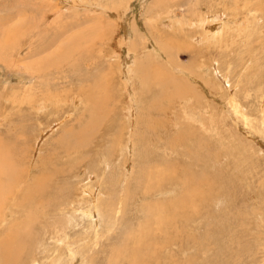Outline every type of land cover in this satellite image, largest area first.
Instances as JSON below:
<instances>
[{
  "label": "rangeland",
  "instance_id": "1",
  "mask_svg": "<svg viewBox=\"0 0 264 264\" xmlns=\"http://www.w3.org/2000/svg\"><path fill=\"white\" fill-rule=\"evenodd\" d=\"M148 56L170 81L141 79ZM0 140L21 185L52 172L23 264H109L144 227L169 243L159 264H264V0H0ZM5 200L0 237L23 214ZM156 203L184 212L166 233Z\"/></svg>",
  "mask_w": 264,
  "mask_h": 264
},
{
  "label": "bare ground",
  "instance_id": "2",
  "mask_svg": "<svg viewBox=\"0 0 264 264\" xmlns=\"http://www.w3.org/2000/svg\"><path fill=\"white\" fill-rule=\"evenodd\" d=\"M66 1V0H65ZM71 3V2H70ZM72 4H73V1H72ZM49 5V4H48ZM50 6V5H49ZM257 7V6H256ZM51 8H53V7H51ZM61 9V8H60ZM54 11V10H53ZM44 20V19H43ZM200 23V22H199ZM212 25H215V24H212ZM200 26V25H199ZM204 26V25H203ZM205 27V26H204ZM211 27V26H210ZM215 28V27H214ZM65 29V28H64ZM201 29V28H200ZM212 29H213V26H212ZM224 29V28H223ZM204 31L206 30V29H203ZM212 32V31H211ZM209 34V33H208ZM213 34V33H212ZM218 34V33H217ZM201 35V34H200ZM205 36V35H204ZM209 36V35H208ZM213 36V35H212ZM219 36V35H218ZM200 36H197V38H199ZM216 38V37H215ZM200 39V38H199ZM201 39H203V37L201 38ZM205 39H209V38H205ZM212 41H214V39H212V38H210ZM204 40V39H203ZM211 40H209V41H211ZM215 40H218L217 38L215 39ZM69 44H71L70 42H69ZM72 45V44H71ZM70 45V46H71ZM65 46V45H64ZM75 46V45H74ZM132 46H133V44H132ZM161 47V46H160ZM74 49H76L77 47H73ZM72 48V49H73ZM42 50H43V48H41ZM59 49V48H58ZM62 49V48H61ZM72 49H71V51H72ZM63 50V49H62ZM67 50V49H66ZM132 50H133V47H132ZM59 51V50H58ZM63 51H65V50H63ZM68 51V50H67ZM70 51V50H69ZM74 51V50H73ZM38 52H39V50H38ZM35 53V52H34ZM69 54V53H68ZM67 54V55H68ZM71 55H72V53H71ZM51 56V55H50ZM50 56H49V58H50ZM65 56V55H64ZM63 57V56H62ZM68 57H69V55H68ZM131 57V56H130ZM58 58V57H57ZM152 59V60H150V59ZM53 59V58H52ZM51 60V59H50ZM125 60H128V58L127 59H125ZM146 61H147V64H141L140 62L136 65V70L138 71V72H136V73H139V75L141 76V79H143V80H145V82L146 81H149V82H153V81H159L160 83H162V84H164V82L165 81H170V78H167V76L163 73V72H161L160 70H159V68H154L153 69V67L152 66H156V67H159L160 66V64H158L157 62H154V58H152V57H150V56H148V58L146 57V59H145ZM150 61H152V62H154V64H151L150 63ZM60 62V61H59ZM58 62V63H59ZM145 62V61H144ZM166 62V65L169 63L168 61H165ZM61 63V62H60ZM122 63V62H121ZM171 64V63H170ZM36 65H38V64H36ZM52 65V64H51ZM50 65V66H51ZM56 65V64H55ZM41 66H42V64H41ZM44 66V65H43ZM42 66V67H43ZM41 67V68H42ZM150 67L152 68V69H150ZM48 68V67H47ZM35 70V69H34ZM135 70V69H134ZM133 70V71H134ZM124 73H125V75H126V77H127V82H129V81H131V78H129V76L131 77V73H132V70H131V68H128L127 66H126V68H124ZM192 76V75H191ZM197 79V78H196ZM198 80H199V78H198ZM128 89H129V87H128ZM179 89H183V87L181 86V87H179ZM129 91H130V89H129ZM186 91V90H185ZM133 92V91H132ZM27 93V92H26ZM25 93V94H26ZM176 93H179V92H176ZM175 93V94H176ZM25 94H23V95H25ZM27 94H30V92L29 93H27ZM34 94V93H33ZM96 94H98L99 96H98V99L100 100V101H102L103 100V97L101 98V94L100 93H96ZM130 94V93H129ZM132 95H133V93H132ZM171 95V94H170ZM32 95H30V97H31ZM31 99V98H30ZM92 101H96V98H92ZM104 101V100H103ZM230 101V103H231V106H235L236 104L233 102V101H231V100H229ZM27 102V101H26ZM133 102V101H132ZM135 103H136V101H134ZM44 103V102H43ZM104 103V102H103ZM30 104V103H29ZM42 105V104H41ZM133 107H134V105H133ZM101 109H103V107H101ZM104 116H105V114H104ZM4 119V118H3ZM97 119V118H96ZM2 121V120H1ZM84 130V129H83ZM181 135V134H180ZM177 136V135H176ZM183 136V135H182ZM181 136V137H182ZM175 137V136H174ZM180 137V138H181ZM62 139V138H61ZM175 139L177 140L178 138H176L175 137ZM182 139H184V137H182L180 140H182ZM81 142H82V140H80V139H76L74 142H72V144L71 143H69V142H67V144L66 145H68V147L67 146H64L65 148H71V147H73V146H77V145H79V144H81ZM132 142H133V140H132ZM136 142V141H135ZM174 142V140H172V143ZM8 144V143H7ZM7 144L5 143V142H3V141H1L0 140V204H2V202H5L6 200V198H8V200H7V202H10V201H12L13 202V205L12 206H10L11 204H7V202H6V204L7 205H5V210L7 209L8 211H9V213H11V214H13L12 212L14 211V212H16L17 210H21V211H23V214H22V216L18 219V220H14L13 222H11V223H13L12 224V226H11V224H10V226L7 228V231L3 234V235H1V237H0V258H1V260H2V262H1V264H20V262L22 263L23 261H20V260H23L21 257H22V254H24V250L25 249H27L28 247V243L27 242H25V241H28L29 239H25V237H23V233H25V232H21V228L24 226V225H29V224H27L28 223V221H30V222H32L33 221V219H35V218H33V219H30V217H31V212H30V214H28V212L30 211V210H34L35 208L33 207H31V205L29 206V207H27V204L29 203H27L26 204V202L28 201V200H32L35 196H37V195H40L42 192H43V190H44V188L45 187H47L46 186V183H47V179H49V174H51L52 172H45V173H43L42 175H40V176H38V177H35L32 181H31V184H27L26 182H24V183H22L23 185H21V177L19 176V174H17L16 172H17V167H15L14 168V166L12 165L13 164V162H12V154L13 153H11L12 152V150H10V147H8L7 146ZM175 144V143H174ZM177 145V144H176ZM131 146V145H130ZM77 152L78 151H80V150H76ZM65 152V151H64ZM74 152V151H73ZM158 163V162H157ZM153 164H154V162H153ZM153 167V166H152ZM54 173V172H53ZM155 178V177H154ZM154 178H152V179H154ZM188 178H191V177H188ZM157 179V178H156ZM192 179V178H191ZM151 180V179H150ZM155 180V179H154ZM184 180H185V178H184ZM139 181V180H138ZM137 181V182H138ZM152 181V180H151ZM49 182V181H48ZM183 182H185V181H183ZM30 183V182H29ZM139 183V182H138ZM143 183V182H142ZM152 183V182H151ZM198 183V182H197ZM185 184V183H184ZM192 183H190V185H191ZM201 184V183H200ZM199 184V185H200ZM48 185V184H47ZM152 185L155 187L156 185H158V184H156V183H152ZM198 184H196V186H197ZM143 186V185H142ZM145 186V185H144ZM143 186V187H144ZM201 186H202V184H201ZM147 187V186H146ZM145 187V188H146ZM156 188V187H155ZM46 189V188H45ZM146 190V189H145ZM148 190H155V189H153L152 188V186H150V187H148ZM17 192H19L18 193V196H19V194H22V196H23V200H22V202H21V200H20V202L18 203V204H14L15 203V198H17L18 196H17ZM188 192V193H187ZM200 191H199V186L196 188V189H190V191H189V189H188V191L186 190V193L188 194V196L189 197H191V198H193L194 196L193 195H199L200 193H199ZM160 193V192H159ZM162 193V192H161ZM203 193V192H202ZM11 194V196H9ZM187 194H183V195H185V196H187ZM21 196V197H22ZM91 196V195H90ZM162 196V195H161ZM202 196V195H201ZM200 196V197H201ZM20 197V198H21ZM39 197V196H38ZM37 197V198H38ZM31 198V199H30ZM19 199V198H18ZM68 199V198H67ZM66 199V200H67ZM182 199V198H181ZM184 199V202H185V200L187 201V199L188 198H186V197H184L183 198ZM5 200V201H4ZM35 200V199H34ZM37 200V199H36ZM35 200V201H36ZM40 200H41V198H40ZM59 200H63V198L62 199H59ZM194 200V199H193ZM42 202H39V205H41V208L42 209H45L46 210V207L48 206V205H44L46 202H44L43 201V199L41 200ZM72 201V200H71ZM62 202V201H61ZM159 202V201H158ZM183 201H181L179 204L182 206L183 205V203H184ZM188 202H190V201H188ZM32 203V202H31ZM70 203V201H65V202H62L61 204L59 203L57 206H58V208L59 207H61V208H59L60 210L63 208V207H65L67 204H69ZM155 203V202H154ZM195 203V202H194ZM4 204V203H3ZM174 204V203H173ZM177 204V203H176ZM34 205V204H33ZM46 206V207H44V206ZM179 205V206H180ZM1 206H3V205H1ZM0 206V207H1ZM180 206V208H182ZM13 207H14V209H13ZM173 207V206H172ZM13 210H12V209ZM30 208H32V209H30ZM118 208V207H117ZM148 208H150V209H152V211L150 210V213L152 212V216H153V222L155 223V225H156V228H157V230H158V232H160V233H166V229L169 227V224L170 223H172L173 221H175V223H176V221L177 220H179V219H176V217L177 216H182L183 217V214H184V212L182 211V212H180V211H178L177 209H176V207L175 208H172V211L170 212V217L169 218H167V217H165L164 215H166V214H164V208H165V205H163V204H161V203H156V204H154V205H152L151 207L149 206ZM38 209H40V208H38ZM95 209H96V211H99L98 210V207L96 206L95 207ZM104 209V208H103ZM3 210H4V207H3ZM36 210V209H35ZM34 210V211H35ZM50 210V209H49ZM118 210V209H117ZM149 210V209H148ZM37 211V210H36ZM40 211V210H39ZM38 211V212H39ZM86 211V210H85ZM93 211V210H92ZM169 211V210H168ZM45 212V211H44ZM117 212V211H116ZM36 213V212H35ZM91 213H93V212H91ZM5 214V213H4ZM46 215H47V213H46ZM114 215V214H113ZM147 214H145V216H146ZM10 216V215H9ZM91 216V215H90ZM41 217V216H40ZM92 217H94V218H96L97 217V214H96V212H94V214H93V216ZM151 217V216H150ZM32 218V217H31ZM145 218V217H144ZM143 218V219H144ZM148 218V217H147ZM179 218V217H178ZM189 218V217H188ZM191 218V217H190ZM1 219V218H0ZM30 219V220H29ZM41 219V218H40ZM40 219H36V220H40ZM97 219H98V217H97ZM97 219H95V222H94V227H93V229H92V234H93V237L95 238V240H98V232H97V223H98V220ZM35 220V221H36ZM100 220V219H99ZM150 221H151V219H149ZM145 221V220H144ZM33 223V222H32ZM151 223V222H150ZM174 223V224H175ZM105 224V223H104ZM108 224V223H107ZM140 224V223H139ZM140 225H142V224H140ZM173 225V224H172ZM32 226H34V223H33V225ZM66 226V225H65ZM145 226V225H144ZM147 226V225H146ZM150 226V225H149ZM7 227V226H6ZM27 227V226H26ZM139 227V226H138ZM152 227H153V224H152ZM171 227V226H170ZM25 228V227H24ZM33 228V227H32ZM130 228V227H129ZM176 228H177V226H176ZM29 229H30V226H29ZM110 229V228H109ZM155 229V228H154ZM154 229H153V231H154ZM170 229V228H169ZM173 230H171V232L172 231H174L175 229L174 228H172ZM168 230V229H167ZM2 231V230H1ZM30 231V230H29ZM63 231H65V230H63ZM137 232H133V231H131V232H129L128 231V233L126 234V239H123V240H125V242H124V244L123 245H120L119 246V244H118V246H114V248L111 250V252H110V263L109 264H120V261L122 262V263H126V264H153V263H155V264H159V263H157V262H155V260H154V258H152V257H154V256H156V255H158L160 252H162L163 250H166V247H167V245H169V243H168V241L166 240V241H161V239H159V240H156L155 238H153V236H154V233L152 232V231H150L149 230V228L148 227H144V228H139L138 230H136ZM54 232H56V231H54ZM157 232V233H158ZM177 232V231H176ZM176 232L174 233V235L176 234ZM181 232V231H180ZM28 233V232H27ZM29 233H31V232H29ZM25 235H26V233H25ZM32 235V234H31ZM179 235H180V233H179ZM29 236H30V234H29ZM175 236H177V235H175ZM157 237V236H156ZM178 237V236H177ZM65 238H66V235H64V237H63V239H62V243H64L65 244V247H66V250H67V255H68V257H69V261H72V260H74V258L76 257V253H74V250H73V247H72V244H71V241L70 242H67L66 243V241H65ZM82 238V237H81ZM88 238V237H87ZM125 238V237H124ZM153 238V239H152ZM25 239V240H24ZM151 239H152V241H151ZM57 240H59V239H57ZM122 240V241H123ZM61 241V240H60ZM78 241V240H77ZM29 242V241H28ZM74 243V242H73ZM97 243V242H96ZM95 243V244H96ZM171 243V242H170ZM86 245V244H85ZM60 249V248H59ZM59 249H58V251H55V249L53 250V252H51V253H48V254H46L47 255V257L48 256H51V263L52 264H59V262L61 261L60 260V255H59ZM77 249V248H76ZM81 249V248H80ZM44 251V250H43ZM42 251V253H44ZM46 251V250H45ZM61 251V250H60ZM82 251V250H81ZM167 251V250H166ZM84 252V251H83ZM82 252V253H83ZM57 253V254H56ZM45 255V256H46ZM80 255V254H79ZM171 255V254H170ZM82 260H83V258H82ZM82 260H81V262H82ZM159 260V259H158ZM86 261V260H85ZM24 263V262H23ZM22 263V264H23ZM72 262H70V264H71ZM29 264H38V262L34 259H32V261L29 263ZM47 264V263H46ZM178 264H185L184 262L183 263H178Z\"/></svg>",
  "mask_w": 264,
  "mask_h": 264
}]
</instances>
